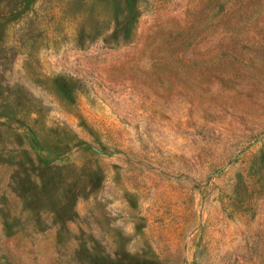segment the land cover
<instances>
[{
    "label": "rangeland",
    "instance_id": "1",
    "mask_svg": "<svg viewBox=\"0 0 264 264\" xmlns=\"http://www.w3.org/2000/svg\"><path fill=\"white\" fill-rule=\"evenodd\" d=\"M0 264H264V0H0Z\"/></svg>",
    "mask_w": 264,
    "mask_h": 264
}]
</instances>
